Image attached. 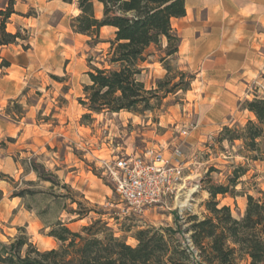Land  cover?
Returning a JSON list of instances; mask_svg holds the SVG:
<instances>
[{
	"label": "rangeland",
	"instance_id": "rangeland-1",
	"mask_svg": "<svg viewBox=\"0 0 264 264\" xmlns=\"http://www.w3.org/2000/svg\"><path fill=\"white\" fill-rule=\"evenodd\" d=\"M6 2L0 0V7ZM15 8L18 13L12 16L9 30L15 31L21 22L27 25L30 48L25 50L22 42L9 48L0 47V76L8 74L15 83L21 74L30 72L31 75L25 79L22 94L16 97L24 108L23 116H20L16 104L7 99L4 87L8 86L0 82V116L6 115L18 125V121L31 110L35 114L33 123L39 134L36 142L32 138L18 143V139L10 140L7 135L0 139V172L9 176L0 180V188L5 195L0 207L3 213L0 248L2 243L20 235L22 229L29 242L39 249L57 247L58 242L48 233L51 225L59 219L75 231L102 220L116 236L134 246L137 245L136 231L150 226L179 228L185 237H189L190 216L204 218L208 215L205 203L210 198L209 183L230 185L236 174L240 177L236 185H230V192L216 197L220 206H230L233 216L240 218L245 213L248 195L263 197L264 153L259 159H253L252 156L258 152L247 151L240 140L233 144L219 141V133L214 131L205 135L200 146L191 144L193 131L201 128V114L200 109L196 110L191 104L195 96L189 90L168 93L154 111L134 114L136 117L121 111L119 114L94 113L84 118L82 111L85 107L80 101L85 98L82 82L73 87L65 68L73 67L79 74H84L93 66L103 67L110 47L108 40L114 38L115 31L104 28L99 38L75 34L70 28L72 17L79 13L75 2L16 0ZM102 13L103 6L96 2V16L101 17ZM147 55L150 60L161 61L165 53L152 45ZM170 63L172 77L178 73V67L172 59ZM178 80L179 77L174 82ZM69 87L73 90L69 91ZM230 90L233 91L232 88ZM240 93V98L234 103L235 117L229 123L231 126H243L251 119V114L244 109L246 100L264 97L263 68L256 79L242 85ZM195 124L197 127L192 134L181 135L184 125ZM211 134L213 140L208 138ZM159 142L160 146H157ZM168 142L180 144L184 154L185 178L181 190L157 206L144 210L129 208L101 167L100 159L113 160L127 153H141L146 148L163 149L161 143ZM261 148L264 150L263 141ZM30 160L44 165L55 184L41 180L30 171ZM17 161L18 169L15 171ZM29 181L33 184L29 185ZM26 188H31L34 194L18 197L15 202L11 200L13 193ZM71 198L81 204L72 202ZM72 210H79L83 218L80 219L81 216ZM245 263V260L241 262Z\"/></svg>",
	"mask_w": 264,
	"mask_h": 264
},
{
	"label": "trees",
	"instance_id": "trees-1",
	"mask_svg": "<svg viewBox=\"0 0 264 264\" xmlns=\"http://www.w3.org/2000/svg\"><path fill=\"white\" fill-rule=\"evenodd\" d=\"M63 1L75 2L79 10L70 21L75 33L99 38L103 27L115 28L114 38L108 40L110 47L104 66H93L88 71L91 83L84 85L85 98L80 99L88 110L84 118L94 113L121 111L142 115L154 111L168 93L190 90L195 76L178 69V73L171 77L172 66L168 59L179 51L181 38L173 28L172 21L186 15V0ZM96 2L103 6L101 17L95 14ZM15 5L16 0H7L0 7V46L22 42L27 50L30 48L28 29L22 26L15 31L8 29L12 16L18 13ZM152 45L165 53L161 61L168 73L155 87L147 88L139 76L143 71L142 64L148 59L147 50ZM177 77L179 80L174 82ZM170 84L171 88L165 90ZM163 90L165 92L161 95ZM10 102L16 104L20 116H23L24 108L20 100L11 99ZM244 109L252 113L254 119H249L243 126H223L218 140L230 144L240 140L247 151L258 152L252 158L259 159L264 153L261 148V141L264 142V97L246 100ZM29 170L41 180L55 184L52 174L35 160H30ZM8 177V174L0 172V180ZM239 177L240 174H236L230 185H236ZM28 184L32 185L33 181ZM230 185L209 183L207 190L210 198L205 203L208 215L204 218L192 215L188 220L191 223L189 238L197 254L190 251L187 238L179 228L150 226L139 229L134 234L137 240L134 246L116 236L114 230L102 220L93 221L75 231L59 219L51 225L48 233L58 242L57 247L39 249L29 242L22 229L20 235L2 243L0 264H241L244 260L245 264H264V191L261 198L248 195L244 215L236 218L230 206H220L216 200L219 194L230 192ZM26 194H34V191L26 188L13 193L11 197H24ZM3 196L0 188V199ZM71 200L78 202L74 198ZM72 212L83 218L79 210Z\"/></svg>",
	"mask_w": 264,
	"mask_h": 264
},
{
	"label": "crops",
	"instance_id": "crops-1",
	"mask_svg": "<svg viewBox=\"0 0 264 264\" xmlns=\"http://www.w3.org/2000/svg\"><path fill=\"white\" fill-rule=\"evenodd\" d=\"M172 23L181 42L179 51L168 59H172L179 70L188 71L195 76L188 92L195 96L191 104L195 105L196 110L200 109L201 128L193 131L191 144L200 146L205 135L213 131L219 133L223 126L229 125L235 117L234 103L240 98V88L247 81L256 79L261 68L264 72V0H186V15L174 18ZM19 26L27 27L23 22L18 23ZM104 28L115 31L113 27L105 26L102 30ZM11 46L14 45L0 47ZM163 46H166V40L163 41ZM142 67L139 78L147 87H155L156 82L168 73L162 66V61L147 59ZM65 70L70 75L73 87L82 82L84 89V85L91 83L88 72L79 74L69 66ZM30 75V72L28 75L21 74L15 83L8 74L0 76V82L8 86L4 87L8 100L16 99L22 94L26 86L25 79ZM73 87H69V91ZM86 111L88 110L84 108L82 113ZM126 113L136 117L130 112ZM250 114L251 119H254V115ZM34 117L35 114L28 110L17 125L10 117L1 115L0 139L7 135L15 141L18 139V143L32 138L36 142L39 133L34 127ZM24 120L27 122L24 123ZM165 144L161 143L164 151L169 153L173 142ZM157 146H160V142ZM16 163L15 171L18 169V162ZM17 198L13 197L11 200L15 202ZM3 200L5 195L0 199V207ZM2 216L3 213L0 212L1 220ZM0 241L3 242L1 239Z\"/></svg>",
	"mask_w": 264,
	"mask_h": 264
},
{
	"label": "built area",
	"instance_id": "built-area-1",
	"mask_svg": "<svg viewBox=\"0 0 264 264\" xmlns=\"http://www.w3.org/2000/svg\"><path fill=\"white\" fill-rule=\"evenodd\" d=\"M197 124L184 125L181 135L187 136ZM214 139L213 134L209 135ZM100 165L114 183L121 200L135 210L157 206L167 197L177 195L185 178L184 154L180 144L164 149L146 148L141 153L116 156L113 160L100 159ZM187 238L191 252L198 251Z\"/></svg>",
	"mask_w": 264,
	"mask_h": 264
}]
</instances>
